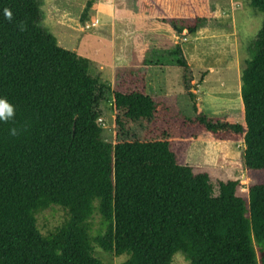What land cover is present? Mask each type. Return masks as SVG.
I'll return each instance as SVG.
<instances>
[{
  "label": "trees",
  "instance_id": "1",
  "mask_svg": "<svg viewBox=\"0 0 264 264\" xmlns=\"http://www.w3.org/2000/svg\"><path fill=\"white\" fill-rule=\"evenodd\" d=\"M190 1L191 16L171 19L174 30L196 33L211 20L208 0ZM248 1L263 20L241 74L243 121L202 110L178 45L171 53L195 115H160L146 69L121 70L108 142L89 59L43 26L42 0H0V97L16 106L13 120L0 121V264H108L94 255L95 244L127 254L121 264H174L178 252L189 264H264V182H251L245 198L238 179L220 181L215 195L207 172L179 161L203 136L241 141L245 168L264 174V0ZM135 3L164 13L154 0ZM52 205L66 217L43 234L37 214ZM95 212L102 228L93 236Z\"/></svg>",
  "mask_w": 264,
  "mask_h": 264
},
{
  "label": "rangeland",
  "instance_id": "2",
  "mask_svg": "<svg viewBox=\"0 0 264 264\" xmlns=\"http://www.w3.org/2000/svg\"><path fill=\"white\" fill-rule=\"evenodd\" d=\"M196 0H191L193 2ZM87 13L85 9L88 6ZM163 11L151 15L138 10L135 0H42V24L58 43L90 61L89 73L98 78L101 95L98 119L105 141L113 140L112 89L121 70L146 69L147 93L159 104L160 115H195L183 80V68L171 52L180 45L189 64L188 85L209 116H233L243 121L241 74L249 46L259 32L263 15L248 0H208L212 18L196 33L174 30L171 19L187 18L186 0H154ZM157 11V12H159ZM244 144L203 136L189 143L179 161L195 172H207L219 192L220 181L238 179L236 193L248 198L251 182H264V174L248 171ZM66 211L58 205L37 214V225L48 234L60 225ZM91 234L102 228L95 212ZM94 255L108 264H121L127 254L115 255L94 245ZM174 264H189L181 252Z\"/></svg>",
  "mask_w": 264,
  "mask_h": 264
},
{
  "label": "clouds",
  "instance_id": "3",
  "mask_svg": "<svg viewBox=\"0 0 264 264\" xmlns=\"http://www.w3.org/2000/svg\"><path fill=\"white\" fill-rule=\"evenodd\" d=\"M4 16L10 22L13 20V11L10 8L4 9ZM20 29L23 30V25H20ZM16 106L7 98L0 97V121L7 123L13 120L15 117ZM18 129L13 127L10 129V135H17Z\"/></svg>",
  "mask_w": 264,
  "mask_h": 264
}]
</instances>
